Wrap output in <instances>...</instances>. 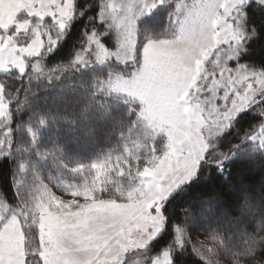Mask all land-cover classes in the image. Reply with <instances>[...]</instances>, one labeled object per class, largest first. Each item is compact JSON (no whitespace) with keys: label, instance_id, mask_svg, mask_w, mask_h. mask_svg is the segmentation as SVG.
<instances>
[{"label":"rangeland","instance_id":"374dc122","mask_svg":"<svg viewBox=\"0 0 264 264\" xmlns=\"http://www.w3.org/2000/svg\"><path fill=\"white\" fill-rule=\"evenodd\" d=\"M251 1L264 4L103 1L97 21L103 28L86 35L71 64L105 67L94 90L135 103L140 127L124 155L94 165L78 185L45 176L32 160L20 164L15 183H26L24 204L0 198V264H172L174 250L184 245L206 264H237L234 256L216 259L226 253L195 236L191 217L175 228L172 247L146 254L164 228L165 200L195 177L207 150L264 89V71L235 63ZM74 2L0 0V74L15 69L40 75L35 57L56 46L74 17ZM0 122L2 158L10 155L12 141L1 83ZM52 129L51 121L41 120L26 130L20 146L30 155ZM249 142L264 149V124Z\"/></svg>","mask_w":264,"mask_h":264},{"label":"trees","instance_id":"16d2710c","mask_svg":"<svg viewBox=\"0 0 264 264\" xmlns=\"http://www.w3.org/2000/svg\"><path fill=\"white\" fill-rule=\"evenodd\" d=\"M103 1L75 0L74 17L56 46L35 57L43 68L40 75L15 69L0 74L12 141L10 155L0 158V198L8 205H18L20 193H27L26 183L20 187L15 183L17 170L27 161L32 160L45 176H60L78 185L88 181L94 165L124 155L140 127L135 103L94 90V80L105 73V67L80 69L71 64L86 35L103 28L97 22ZM244 9L245 38L235 63L253 72L264 71V4L251 1ZM258 97L207 150L195 177L165 200L164 228L146 255L172 247L175 228L191 217L195 236L205 243L211 240L226 253L216 259L234 256L237 264H264V149L249 142L264 124V89ZM47 119L53 129L35 148L43 156L28 155L20 146L26 130ZM144 148L138 152L137 164L143 160ZM26 233L33 237L31 231ZM172 264L206 261L184 245L174 250Z\"/></svg>","mask_w":264,"mask_h":264},{"label":"snow or ice","instance_id":"6c2138e0","mask_svg":"<svg viewBox=\"0 0 264 264\" xmlns=\"http://www.w3.org/2000/svg\"><path fill=\"white\" fill-rule=\"evenodd\" d=\"M179 231H180V230L177 229V239H178V240L180 239ZM164 255L167 257V256H168V253H165Z\"/></svg>","mask_w":264,"mask_h":264},{"label":"crops","instance_id":"0c3cea01","mask_svg":"<svg viewBox=\"0 0 264 264\" xmlns=\"http://www.w3.org/2000/svg\"><path fill=\"white\" fill-rule=\"evenodd\" d=\"M0 35H1V30H0ZM0 40H1V36H0Z\"/></svg>","mask_w":264,"mask_h":264}]
</instances>
